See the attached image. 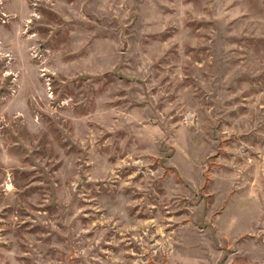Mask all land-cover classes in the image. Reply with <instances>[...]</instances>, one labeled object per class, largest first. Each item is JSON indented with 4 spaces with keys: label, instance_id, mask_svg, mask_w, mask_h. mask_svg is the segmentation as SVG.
<instances>
[{
    "label": "rangeland",
    "instance_id": "rangeland-1",
    "mask_svg": "<svg viewBox=\"0 0 264 264\" xmlns=\"http://www.w3.org/2000/svg\"><path fill=\"white\" fill-rule=\"evenodd\" d=\"M0 264H264V0H0Z\"/></svg>",
    "mask_w": 264,
    "mask_h": 264
}]
</instances>
